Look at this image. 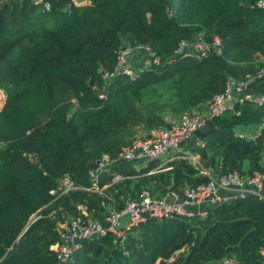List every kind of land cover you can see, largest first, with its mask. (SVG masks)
<instances>
[{"label": "trees", "instance_id": "16d2710c", "mask_svg": "<svg viewBox=\"0 0 264 264\" xmlns=\"http://www.w3.org/2000/svg\"><path fill=\"white\" fill-rule=\"evenodd\" d=\"M256 1L91 0L75 6L50 0V12L12 1L0 10V264H55L56 223L62 214L80 215L79 208L101 219L109 204L119 211L143 189L159 198L206 183L202 170L211 169L210 176L264 173V130L254 140L234 134L238 126L262 124L260 108L245 103L237 106L239 116L227 112L211 120L207 131L182 145L198 164L186 158L117 162L99 176V187L106 186L101 193L83 190L101 155L116 157L135 140L127 137L136 128L149 133L165 124L159 108L172 103L177 117L202 112L229 78L261 69L264 11L251 8ZM199 34L218 37L221 53L202 61L178 58L135 81L99 80L98 71L112 69L114 51L125 44L148 43L167 57L179 40ZM95 83L98 91L91 89ZM148 91L153 95L145 101ZM255 91L264 92V82ZM30 153L38 155L36 163L27 161ZM64 177L82 189L51 196ZM33 214L37 219L28 223ZM225 258L264 264V200L245 195L204 215L150 217L122 240L108 233L83 242L68 264H218Z\"/></svg>", "mask_w": 264, "mask_h": 264}, {"label": "built area", "instance_id": "2783aa9c", "mask_svg": "<svg viewBox=\"0 0 264 264\" xmlns=\"http://www.w3.org/2000/svg\"><path fill=\"white\" fill-rule=\"evenodd\" d=\"M12 1L15 0H0V10ZM16 1L28 2L42 12H50L52 7L50 0ZM72 3L75 6L86 5L76 3L74 0ZM89 4L90 2H87V5ZM251 8L264 11V0H257ZM212 53H221L220 39L213 37L206 40L202 34L191 39L179 40L171 55L167 57L158 55L148 43L125 44L114 51L115 63L112 69H100L98 77L104 85H108L117 77L135 81L143 72L170 66L178 58L202 61ZM263 79L264 67L239 78H229L223 91L214 94L206 103L204 111H187L173 120H166L165 124L152 128L146 138L135 139L129 146L122 148L114 158L107 154L101 155L88 172L90 187L83 190L101 193L106 186L99 187V176L117 162L147 163L162 159H168L169 162L176 158H186L192 164H198V158L188 153H181L180 147L191 140L194 134L203 129L211 120L227 112H233L235 116H239L240 111L237 110V106L249 103L256 108L264 107V92L254 91L256 85ZM91 89L98 91V85L95 83ZM98 98L104 99L105 95L98 93ZM259 130H264V120ZM235 136L254 140L241 134H235ZM26 159L30 164L36 163L38 155L30 153L26 155ZM202 173L208 176L206 183L196 187H186L180 193L168 190L159 198L154 197L148 189H143L136 199L126 200L119 211L109 204L108 213L101 219L93 218L83 208H79L81 213L78 216L62 214L56 223L58 241L50 247L55 255V264H68L72 255L81 248L85 241L103 237L108 233L113 234L115 239L122 240L127 230L136 227L147 218L191 217L194 215L191 208L195 206L201 204H207L209 207L217 206L230 199L225 194L226 191L237 192V197L254 195L264 200V173L256 171L250 175H241L233 171L211 176L206 170H202ZM117 179L120 177L117 176ZM78 189L82 188L75 186L68 177H64L59 180L57 188L49 193L51 196L59 197ZM102 206L105 205L102 204ZM124 218H127V222L122 225ZM35 219L37 216L33 214L28 223H32ZM183 251L184 249L175 252L172 259ZM218 264H237V262L234 258H225Z\"/></svg>", "mask_w": 264, "mask_h": 264}, {"label": "crops", "instance_id": "0c3cea01", "mask_svg": "<svg viewBox=\"0 0 264 264\" xmlns=\"http://www.w3.org/2000/svg\"><path fill=\"white\" fill-rule=\"evenodd\" d=\"M74 1H78L77 3H80L81 5H85V4L87 5V2L91 3V0H74ZM260 67L261 68L264 67V59H260ZM260 82H264V79L261 80ZM259 83L256 85V87L259 85ZM255 88H254V91H255ZM256 93H260V92H256ZM259 114H260L261 120H264V107L260 108ZM259 127H260V125L259 126H257V125L238 126V127H236L234 129V134H241L243 136H246L249 139H255L261 132V130H259ZM180 152L181 153L183 152L182 147H180ZM185 153H187V152H185ZM188 154H190V153H188ZM159 161L162 164H164V163L168 162V159H162V160H159ZM225 194L228 196V198L237 197V192H235V191H226ZM208 207L209 206L207 204H201V205L195 206V207H193L191 209L194 212V214L204 215Z\"/></svg>", "mask_w": 264, "mask_h": 264}, {"label": "rangeland", "instance_id": "374dc122", "mask_svg": "<svg viewBox=\"0 0 264 264\" xmlns=\"http://www.w3.org/2000/svg\"><path fill=\"white\" fill-rule=\"evenodd\" d=\"M76 3L78 2V1H75ZM168 6V5H167ZM169 7V6H168ZM170 9V8H169ZM164 88L162 87V86H157V89L156 90H158V91H161V92H165V90H163ZM1 93H2V95H3V101H4V99H5V95H4V93L1 91ZM146 98H145V101H147V97H151L152 95H153V91H148L147 93H146ZM2 104H0V109H1V107L3 106V102H1ZM172 108H173V104L172 103H170V104H166V105H164V106H162V108H159V110H158V112H159V114H161L163 117H164V120H173V119H175L176 117H177V115H178V113H176V112H174L173 110H172ZM133 135L132 136H130V137H127L128 138V140H132V139H138V138H144L146 135H147V133H148V130L146 129V128H143V127H140V128H136V129H134L133 130ZM197 158V157H196ZM139 164H141V162H139ZM126 222H127V218H124L123 219V223H122V225H125L126 224Z\"/></svg>", "mask_w": 264, "mask_h": 264}, {"label": "water", "instance_id": "95a60500", "mask_svg": "<svg viewBox=\"0 0 264 264\" xmlns=\"http://www.w3.org/2000/svg\"><path fill=\"white\" fill-rule=\"evenodd\" d=\"M16 1V0H15ZM5 100V99H4ZM3 104H4V101H3ZM2 108V107H1ZM201 132H205L207 131V127H204L203 129L200 130ZM208 172L211 173L212 170L211 169H208Z\"/></svg>", "mask_w": 264, "mask_h": 264}, {"label": "bare ground", "instance_id": "6f19581e", "mask_svg": "<svg viewBox=\"0 0 264 264\" xmlns=\"http://www.w3.org/2000/svg\"><path fill=\"white\" fill-rule=\"evenodd\" d=\"M1 102H3V95H2V93L0 91V104H2Z\"/></svg>", "mask_w": 264, "mask_h": 264}]
</instances>
